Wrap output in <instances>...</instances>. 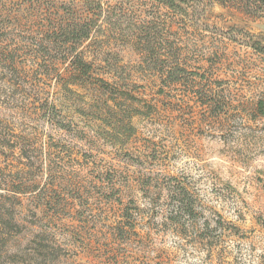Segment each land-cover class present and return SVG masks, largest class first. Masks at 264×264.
Wrapping results in <instances>:
<instances>
[{"label": "rangeland", "instance_id": "374dc122", "mask_svg": "<svg viewBox=\"0 0 264 264\" xmlns=\"http://www.w3.org/2000/svg\"><path fill=\"white\" fill-rule=\"evenodd\" d=\"M185 10L0 0V264H264V2Z\"/></svg>", "mask_w": 264, "mask_h": 264}, {"label": "trees", "instance_id": "16d2710c", "mask_svg": "<svg viewBox=\"0 0 264 264\" xmlns=\"http://www.w3.org/2000/svg\"><path fill=\"white\" fill-rule=\"evenodd\" d=\"M90 6L91 9H96L100 7L101 0H81ZM159 3L164 4L165 6L171 8L176 12H185V7L188 5L189 0H155ZM264 2V0H260ZM78 25V24H76ZM71 33H76L73 35V41L79 42L82 39H85L89 35V29L80 27L79 29L73 28ZM74 64L78 66L79 73L82 75H87L91 71V64L86 62L81 57H76ZM100 82L104 83L103 79H99ZM72 83V82H71ZM70 83V84H71ZM73 85H79L77 82H73ZM100 88V85H99ZM66 91H73L68 86H65ZM53 106V105H52ZM1 187V184H0ZM21 189V188H19ZM21 191V190H19ZM18 191V192H19ZM170 200L172 201L170 207V218L178 222L179 217H195L197 214V206L193 200L192 193L185 187L181 186L179 183H176L169 188ZM4 198L0 195V237L1 239L19 237L24 235L23 224L16 218L12 205L7 206L4 202ZM123 214V216L128 215ZM208 227V223L205 222V226L201 228L204 231Z\"/></svg>", "mask_w": 264, "mask_h": 264}]
</instances>
